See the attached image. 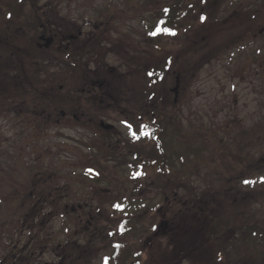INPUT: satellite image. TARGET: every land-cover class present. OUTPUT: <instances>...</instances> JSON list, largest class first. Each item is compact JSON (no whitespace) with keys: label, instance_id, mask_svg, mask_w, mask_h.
I'll use <instances>...</instances> for the list:
<instances>
[{"label":"rangeland","instance_id":"rangeland-1","mask_svg":"<svg viewBox=\"0 0 264 264\" xmlns=\"http://www.w3.org/2000/svg\"><path fill=\"white\" fill-rule=\"evenodd\" d=\"M67 1L69 3L65 2L63 7H67L68 12L63 14L70 16L71 20L77 21L83 16L84 21L92 22L96 19L95 23H111L112 28L109 29L116 30L121 39L117 40V44L111 41L110 45L108 39L106 44L96 45L93 52L90 51L92 54L87 56L88 58L84 60L82 58L83 68L85 67L88 72L96 73L98 77V80L90 85L97 104H89V107H86L76 102L82 124L77 121L71 122L72 109L64 103L62 105V100L60 105L59 101L52 102L50 96H47L46 100L33 98L28 108L20 107L18 118L10 113H1L0 109L2 115L0 117V236L2 235L0 242L3 246L7 244L12 246L18 240L21 215L34 211L33 205L28 203L33 197L30 193L33 187L30 174L39 170L45 171L44 167L47 168V172L51 170L58 175L63 173L60 175L62 183L66 184L65 180H69L72 195L69 202L91 197L94 204L101 201L103 197L96 190L89 191L88 187H95L99 189V193L102 190L111 195L109 196L111 202H117L121 212L111 211L109 215L111 218H102L100 225L112 223L110 227H113L115 220L124 215L130 216L141 201L150 207L154 205L158 208L163 198L160 197V188L156 190V171L148 169L145 175L146 181H137L135 177L139 165L133 157L148 149H152L153 152L156 143L152 137L146 141L136 142L133 146H126L125 142L130 139L131 133L136 132L138 136L137 133L141 130V126L138 125L140 122L133 118L139 116L135 113V108L138 110L142 108L145 114L148 113L147 108H153L148 102L143 105L138 102L136 89L138 86L132 79L140 77L155 63L161 66L165 60L174 59L179 62L178 69L184 72L181 81L179 82L176 77L177 71L167 70L164 76H161L158 89H155L159 93L156 102L161 105L163 112H169L172 122L167 129L165 140L168 142L175 132L182 140L173 151H181L182 155L188 154L187 161L192 167L189 175L180 174L178 178L180 180L173 182V188L176 190L174 193H178L181 199H184L183 204L187 203L188 207L184 209L196 207V200L192 201L191 198H195L194 195L203 196V189L208 187L218 189L227 203L220 205L212 199H207L201 213L196 214L195 209L190 212L197 220L188 216L187 220L183 217L179 219L166 217L165 221L160 219L161 215L158 217L155 215L160 208L151 213L142 221L145 226L153 222L156 227L154 232L144 234L142 242L140 241L138 245V251L144 254L141 253V259L136 262L139 264L230 262L232 260V256L229 255L230 249L234 248L231 244L238 243V236L240 237L241 233L240 231H236V234L225 233L226 237L222 238L224 242L215 246L217 242H211L208 231L212 214L218 216L224 214V219L229 224L231 222V226L236 224L237 218H241L238 214L248 215L250 212L256 214L249 216L251 218L264 217V190H261L262 193L259 191L264 184L259 179L258 165L259 162H263L262 168L264 167V0H206L204 1L205 21L199 24L198 28L190 29V24L197 22V16L192 14L180 22L178 34L169 39L163 32H158V28L154 31L152 27L156 19L162 17L164 4L169 1V6H173L178 0H158V2L154 0L148 3L146 0ZM107 3H110L109 11L112 12L110 22H105L106 18H100L99 15L97 17L88 14L98 11L94 8L97 9ZM39 42L42 43L41 48H45L44 41ZM131 56L136 59L134 68L124 65L126 61L133 64L130 61ZM13 60L18 61V59ZM64 66V63L57 62L50 65L48 75L53 74L51 75L53 82L47 78L46 86L41 88L43 91L47 89L52 91L51 84H53L55 90H59L55 95L65 94L68 101H73L74 95L82 92V81L78 78L64 83L63 76H72L71 70ZM117 80L122 82L127 80L125 83H129L128 91L120 89L125 85L118 83ZM62 83L64 84L59 85ZM88 86L87 84L86 87ZM124 110L128 111V117L124 115ZM42 112L49 115L51 124H47L43 129L44 125H39L37 119L35 126L29 125L27 119L32 120L34 113L42 115ZM91 112H95L97 117L90 119ZM101 121L113 126L111 136L97 130ZM101 139L112 142V146L106 148L104 143H98ZM133 139L135 140L136 137ZM164 149L166 154L170 153L166 147ZM95 152L98 153L96 156H103V161L91 167L86 157L91 158L90 156ZM224 153L240 158L243 165L233 167V171L228 172L229 165L227 166V161L223 159ZM162 157L166 156L162 155ZM38 161L44 167L37 164ZM174 166L179 167V162H174ZM84 171H92L94 179L90 178L91 175L83 176ZM101 178L103 180L99 181L98 179ZM138 185H140L137 187L139 191L135 188ZM250 188L257 190L258 193L252 195ZM179 189H185L187 193ZM208 194L212 196L213 193ZM240 198L244 200L249 198V200L245 202ZM101 216L104 215L99 217ZM74 224L75 220L72 216L61 217L51 223L48 230L52 233L50 240L52 247L74 237L72 236ZM145 226L141 225L138 229L131 230L129 236L134 237L138 231L143 230L145 233ZM165 234L169 237V241ZM79 239L84 241L83 237L71 240ZM119 240L120 238L114 236L101 243L95 240L84 245L97 249L95 260H92L93 255L87 256L95 254L94 252L86 253V261L90 260L87 264H100L103 256H111L114 252L111 244ZM256 241L255 253L261 255L264 264L262 247L264 243L261 244L260 238ZM219 247L224 248L217 250ZM219 252L222 261L216 263L215 253ZM249 255L248 252L243 254L242 259L239 258L236 262L260 264ZM1 257L0 252V259ZM24 257V264H30L31 260L28 259L30 257L26 255ZM50 259L51 255L46 254L42 262L48 263ZM134 260L133 263L126 264H134Z\"/></svg>","mask_w":264,"mask_h":264},{"label":"trees","instance_id":"trees-1","mask_svg":"<svg viewBox=\"0 0 264 264\" xmlns=\"http://www.w3.org/2000/svg\"><path fill=\"white\" fill-rule=\"evenodd\" d=\"M49 1L44 2L41 4V0H0V101L5 104H11L12 99H16L19 97L18 105L19 107H27L33 102L34 99H41L46 100L48 99L47 96H50V99L52 102L62 100L63 103L68 106V108L72 109L73 117L72 121L76 123V121L79 119V108L76 105V102L81 103L83 105H86V107H89V94L87 93L90 89H92L90 86L91 83H93L95 80H98V77H96V73L88 72L87 69L82 66V58L83 60L88 58L90 54H92V50L96 48V45L99 44H106L105 40L110 39L109 38H102V37H94L90 40H85L82 43L79 41L75 25L80 21L81 17L75 20H71L70 16H66V14H63V12H68L67 7H63V4L65 2H68L67 0H46ZM154 0H146V2H153ZM156 1V0H155ZM204 1L206 0H178V2L173 6H169V1L164 4V13L162 14V17H158L154 23V26L152 29L154 31H157L158 29H169V32L162 31L166 37L173 38V36H176L178 34V31L180 30V22L187 19V17L191 16L192 14H195L197 16V22L191 23L189 26L190 29L192 28H198L199 24L203 23L205 21V13L206 8L204 7ZM158 2V0H157ZM206 5V4H205ZM207 6V5H206ZM208 7V6H207ZM101 10L96 11V16H101L100 18L104 17L106 19L105 22H110L112 20L111 15L112 12L109 10L110 3L104 4L103 6H99ZM176 8V9H175ZM103 9V10H102ZM25 11V12H24ZM72 12V10L70 11ZM78 12V11H76ZM62 14V15H61ZM78 17V15H76ZM98 17V16H97ZM17 20V21H16ZM48 23H52L54 25L65 24L63 29L57 28L55 30H49L46 27H44L42 30L39 26H45ZM106 33L110 32V29L108 27L105 28ZM50 34V36L53 37V42L51 46L47 49L40 48L38 46L39 42V36L41 35H47ZM174 33V34H173ZM211 36V35H210ZM211 39V38H210ZM209 39V41H211ZM110 45V44H109ZM92 51V52H90ZM33 54V55H32ZM94 55V54H93ZM35 59H33L34 57ZM13 59H18V61H15ZM130 61L133 62H125L124 65L134 68L136 59L134 57H130ZM15 62V63H13ZM64 63V67L71 70L72 76H63L62 79L65 78V82L67 83L70 79L76 80L80 78V81H82V89H86L85 93H76L75 99L73 101H68L67 95L65 94L61 95L57 94L55 95V92H59V90H55V86L51 84V88L53 90H44L41 87L46 86L45 81L47 78H50L53 82V77L51 75H48V72H50V65H53L54 63ZM179 62L174 61V59L165 60L161 63V66L155 65L152 68L155 69H149L144 74H142L140 77L133 78V82L137 83L136 89L138 90V102L140 101L143 104L153 105V108H147L148 113L145 114L140 108V110L135 108V113H138L139 116L133 117L134 119H137L140 123H138L139 126H141V130L147 131L150 133L149 135L145 136L142 134L141 130L137 133L139 138L133 139V135L131 133L130 139H127L125 142L126 146H133L136 142H142L149 139V137H152L156 143V149H148L147 151L137 155L135 154L133 157L136 159L138 166L137 169V176L135 179L146 181L145 175L146 171L148 169H154L157 174V186L156 190L160 188V197L163 198V201H161V204L157 206L152 205L151 207L149 205H146L142 201L140 204L138 203L137 209L133 210L131 215H124L122 218L117 219L113 222V227H110L112 225H107L106 223L103 225H100V221L102 218H111L109 215H111V211L114 212H121V208H118L117 202H111V196L109 193L96 189L95 187H88V190L91 192L97 191L99 195H101V201L99 200L96 205L100 210L101 214L104 216L98 217L97 216V222H96V228L94 230L99 231L98 235H95L92 239V242L97 240L99 243H101L103 240L107 241L108 239L115 237L120 238L119 241H115L113 244H111L112 248H114V252L112 253L113 262L115 264H126L127 262H132L134 260V264H139V262H136V260L141 259V253L144 254L142 251H138V245L140 241L142 242L144 234L148 232H154L156 226H154V223L151 222L150 225H146L142 221L143 219L147 218L151 213L159 210L155 213L156 217L160 216V219H167L169 218H181L186 219L188 216H190L192 219L197 220V218H193V215L190 214L191 211L196 210V214L201 213L206 205L207 199H212V201L218 202L217 204L223 205L225 201V197L220 194L221 192L218 189H211V188H204L203 189V196H197L194 195L195 198H191L192 201H195L196 207H190L188 209H184L187 206V203L183 204V200L181 199V196L178 195L176 192L173 182H175L180 174L185 175L188 173L190 174V169L192 171V167L189 165L187 161V157H189L188 154L182 155L181 151H173L174 147L180 143V137L176 136V133L174 132L172 137L168 142H166L165 138L167 136V129L171 125L172 122H170V114L169 112H163L160 108L161 105H159L156 100L159 99L158 95L159 93L155 90L158 89V84L161 79V76H164L167 70H174L177 71L180 76H183V71H181L179 68ZM86 70V71H85ZM90 74L88 77L81 78L82 76L87 74ZM132 75V74H131ZM104 78V76H102ZM83 79V80H82ZM88 79V80H87ZM102 79V78H101ZM100 79V80H101ZM105 79V78H104ZM78 81V80H77ZM86 83H84V82ZM118 81V83L123 84L125 86L121 87L120 89H126L128 91L127 87L129 86V83ZM59 84V85H63ZM89 85L86 87V85ZM96 83H94L95 85ZM128 85V86H127ZM23 86V87H22ZM22 87V88H21ZM115 87V85H114ZM120 87V86H116ZM25 88V90H23ZM132 91H134V87L131 88ZM97 90V89H96ZM68 94V93H67ZM72 94V93H71ZM9 97V98H8ZM102 101V100H101ZM74 103V104H73ZM96 105L97 102H94ZM90 105H93L92 103ZM143 107V106H142ZM44 111V109H43ZM128 111L124 110L123 113L125 116H129ZM97 114L95 112H91L89 114L90 119L96 118ZM44 112H42L41 119H44ZM80 121V120H78ZM40 122V121H39ZM50 120V124H51ZM42 123V122H41ZM39 125H43V124ZM47 123V122H46ZM48 123V124H49ZM45 124V123H44ZM47 126V125H46ZM144 126V128L142 127ZM44 129V127H43ZM100 133H106L109 134L107 136H111L113 132L108 131H99ZM40 134V131H38ZM132 137V139H131ZM94 138V136H93ZM112 138V137H110ZM93 141V140H92ZM107 141H103L102 139L98 140V143L105 144L106 148L111 147V144ZM102 146V145H101ZM167 148L170 150V153L166 154L165 149ZM188 147V146H186ZM188 149V148H187ZM198 152V151H197ZM164 153V154H163ZM95 154H92L90 156L91 158L86 157L91 163V167H95L96 164H100L103 161V156L99 157ZM197 154V153H196ZM110 155V154H109ZM108 155V156H109ZM162 155H165L166 157H162ZM188 155V156H187ZM111 156V155H110ZM187 156V157H186ZM198 156V155H197ZM225 161H227V166L229 165L228 172L233 171V167H240L243 164H241L240 158H236L235 156H230L228 153H224ZM37 160V159H36ZM41 162V161H40ZM174 162H179V167L174 166ZM39 161L37 162V164ZM263 162H259V169H260V175L259 179L261 183L264 184V167L262 168ZM41 164V163H39ZM43 166V164H41ZM42 168L41 166H37ZM44 167V166H43ZM45 168V171H35L36 177L39 175H43L46 179V182H44V179H41V181H38L36 178L35 182V193H42L45 188H48L51 192V199H69L72 198L71 196V188L69 180L66 184L62 183L61 176L63 173L47 172V168ZM90 168V167H89ZM176 168V169H174ZM49 169V168H48ZM94 169V168H93ZM66 174V173H65ZM64 174V175H65ZM91 175L90 178L94 179V174L92 171H84V175ZM186 175L187 177H189ZM112 176V175H111ZM50 177V178H49ZM99 181H102L103 178L98 179ZM180 180V179H178ZM64 181V180H63ZM184 182V180H181ZM189 182V181H188ZM227 182V179L225 180ZM254 183V182H253ZM160 185V187H158ZM116 186V185H114ZM140 185L136 186L135 188L139 191ZM262 186V185H261ZM253 187V186H251ZM87 189V188H85ZM260 193H262L261 190H264V186L259 188ZM110 190V189H108ZM180 190V189H179ZM180 191H185L187 193V190L182 189ZM251 194L258 193L257 190H251ZM195 193V191H193ZM209 192H212V196H209ZM208 194V195H207ZM43 195V193H42ZM90 196V194H88ZM37 197V196H36ZM44 197V195H43ZM89 199H93L92 197ZM241 199V198H240ZM246 202V200H249V198L241 199ZM111 202V203H110ZM227 203V202H226ZM230 207H233V205H229ZM250 206V205H249ZM49 208V211H45L44 207L36 206L34 207L33 212H29L28 214H24V216L21 215L22 219H28V217L32 216V218L40 219L41 217L43 219H46L50 215V224L61 218L63 213V205L61 203H53L51 206H46ZM188 207V206H187ZM118 208V209H117ZM191 209V210H190ZM232 209V208H230ZM117 210V211H116ZM160 213V214H159ZM34 214V215H33ZM251 215L256 214H249L248 215H239L241 217L240 219L237 218L236 224L231 226V222L229 224L226 219H224L225 215H219L218 214H212L211 221L209 223V236L211 238V242L215 244V246H219L220 243H223L224 240L222 238H225V233L228 232H235L240 231L241 236H238V243L233 242L231 245L234 246L233 249H230V254L232 256V260L230 262H226V264H238L237 259L243 257V254H247V252L250 254L249 256H252V259H255V261L262 264L263 260L261 255L256 254V239L260 238L262 241H264V223L259 222V227H255V224L257 223L255 219L249 217ZM108 216V217H107ZM174 216V217H173ZM211 216V215H210ZM20 217V216H19ZM18 217V220L20 219ZM26 217V218H25ZM46 217V218H44ZM128 217V218H127ZM162 217V218H161ZM64 218V217H63ZM247 218V219H243ZM251 218V219H250ZM75 220V224L78 222L77 219ZM187 220V219H186ZM253 220V221H252ZM166 221V220H165ZM168 222H171L172 220H167ZM146 222V221H145ZM204 224V223H203ZM141 225L143 227H146V231L144 233V230L140 233L136 234V236L131 237L129 236V232L133 229H138ZM205 225H203L204 227ZM147 229L149 231H147ZM33 231H38V228L36 227ZM44 231V229H43ZM165 237L167 235L165 234ZM74 237H71L73 239ZM42 236L32 237L30 240L37 241V246H41L44 244V242L40 243V240H42ZM68 239V240H71ZM87 237L85 238V241L81 242V245H87ZM169 241V237H167ZM63 243H59L58 246H62ZM149 244V243H148ZM229 245V246H231ZM264 249V245L262 246ZM222 249L224 247H219L217 250ZM220 249V250H221ZM236 251V252H235ZM252 251V252H251ZM215 261L216 263H220L222 261L221 254L215 253ZM246 256V255H245ZM248 258V257H246ZM242 259V258H241ZM240 259V260H241ZM249 259V258H248ZM251 259V258H250ZM223 263V262H222ZM220 263V264H222ZM256 263V262H255Z\"/></svg>","mask_w":264,"mask_h":264},{"label":"flooded vegetation","instance_id":"flooded-vegetation-1","mask_svg":"<svg viewBox=\"0 0 264 264\" xmlns=\"http://www.w3.org/2000/svg\"><path fill=\"white\" fill-rule=\"evenodd\" d=\"M44 2L48 3L49 1L41 0V4H43ZM94 9L101 10V8H97V9L94 8ZM88 14L95 15L96 12L95 11L88 12ZM95 20L96 19H93V21L91 20L92 22H88L86 20L84 21L83 16L81 17L80 21L75 25L76 35L79 41L82 43L83 41L90 40L94 37L108 36V34H111L113 35L114 38L111 37L110 35L109 36L110 40L108 41V43L111 44V41H112L114 42V44H117L116 43L117 40L121 39L117 35L116 33L117 31L111 30V29H110V32L106 33L105 31L106 27L112 28L111 27L112 24L111 23H100V22L95 23L94 22ZM64 25L65 24H60L58 25L59 27H57V25L48 23L45 26L42 25L39 27L41 30L44 27H46L49 30H55L57 28H60V29L65 28ZM158 32L162 33L160 29H158ZM41 37L53 39V37L50 36L49 33L47 35L39 36V41H42ZM97 44L99 45V43ZM41 45L42 43L40 42L38 46L41 48ZM176 77L178 81L180 82L181 76L178 74ZM81 90H82L81 92L82 94L86 92V89H81ZM87 93L89 94L88 96L89 104L92 103L93 105H95L94 102H97V100H94L95 94L93 92V89H90ZM0 109H1V113H10L11 115L15 116V118L19 117L20 107L18 105L17 99L16 101L15 99H12V103L10 105L5 104L0 101ZM1 113H0V117L2 116ZM44 116L45 117L42 120L40 114L34 113L33 119L31 120L28 118L27 121L29 125L31 126H35L37 123L40 124L42 122L45 128L46 125L50 122V117L48 114H46V112H44ZM36 120H37V123H36ZM78 120L77 122L80 123L81 121H78ZM101 124H102V121L99 123V126L97 128L98 131L101 130L104 132H108V131L113 132L112 131L114 129L113 127L111 129H104ZM34 129L35 128H33V130ZM109 143L112 144V142H109ZM30 175H31L30 176L31 183L33 185V187L30 189V193L32 194L33 197L31 201H29L28 203L33 205V207H36V206L44 207V210L47 212L49 211V208L46 206H51L53 203H56V202L61 203L63 205V213H64L62 217L72 216L73 219L78 220V222L74 224L73 226L74 231L72 233V236H74V238L83 237L84 241H85V238L87 237L88 238L86 239L87 243L92 242L91 238L99 234V231L94 230L96 228L97 216L99 217L100 215H102L101 210L96 205L93 204L94 200L86 199V200H81L77 202H69L70 201L69 199H51L50 197L51 192L48 188H45V190L42 192L44 195L43 197L42 193H38V194L35 193V189H34L35 182L34 181H36V178H37L38 181H41V179H44V182H46V179L44 178L43 175H39L36 177L35 172H32ZM258 217L259 216H254V218L252 217L257 222L255 224L256 228L259 227V222L264 221L263 220L264 217L260 219ZM20 222H21V225H20L21 229H20V232H18L19 238L16 241V243L13 244L12 246L8 244L6 246H3L2 243L0 242V252L2 254V257L0 259V264H24V260H25L24 255H26L27 257H30L28 258L31 260L30 264H87L89 263L90 260L86 261V258L87 256H90V255H93L94 258L92 260H95L97 249L91 248L89 246L85 247L84 245H81L82 241L80 240L82 239H79V240H68L67 239L66 241L63 242L62 246L52 247L51 242H50L52 233L51 231L48 230L50 229L49 226L51 227L50 215L46 219H43L42 217L40 219L35 217L34 219L32 218V216L31 217L29 216L28 219H22ZM36 227L38 228L37 232L33 231ZM1 236L0 238H2ZM37 236H42L43 239L40 240V243L44 242L43 245L37 246V241L30 240L32 237H37ZM23 239L25 240V242H23L24 241ZM263 243L264 241L261 240V244ZM88 252H94L95 254H88L86 256V253ZM46 254L51 255V259L48 263L47 262L43 263L42 262L43 256ZM112 256H113L112 254L109 257L103 256L100 264H115L113 262ZM25 264H28V263H25Z\"/></svg>","mask_w":264,"mask_h":264},{"label":"water","instance_id":"water-1","mask_svg":"<svg viewBox=\"0 0 264 264\" xmlns=\"http://www.w3.org/2000/svg\"><path fill=\"white\" fill-rule=\"evenodd\" d=\"M41 40L44 41V47L47 48V47H49L51 45L53 39L52 38L41 37ZM101 125H102V127L104 129H111L113 127L112 125L104 124L103 122H102Z\"/></svg>","mask_w":264,"mask_h":264},{"label":"snow or ice","instance_id":"snow-or-ice-1","mask_svg":"<svg viewBox=\"0 0 264 264\" xmlns=\"http://www.w3.org/2000/svg\"><path fill=\"white\" fill-rule=\"evenodd\" d=\"M160 30H161V31H165V32H169V31H170L169 29H166V28H164V29H160ZM173 34H174V33H173ZM153 35H155V33H153ZM129 127H131V126H129ZM141 132H142V134L145 135V136H147V135L150 134V133H148L147 131H144V130H141ZM132 135H133L134 137H136V138H139V137L136 136V132H133ZM245 183H250V181H245ZM117 207H119V206L117 205Z\"/></svg>","mask_w":264,"mask_h":264}]
</instances>
